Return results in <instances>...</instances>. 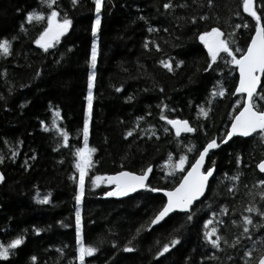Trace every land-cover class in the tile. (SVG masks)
<instances>
[{"label":"trees","instance_id":"obj_1","mask_svg":"<svg viewBox=\"0 0 264 264\" xmlns=\"http://www.w3.org/2000/svg\"><path fill=\"white\" fill-rule=\"evenodd\" d=\"M253 8L264 27V3L253 0ZM53 9L58 21L66 15L71 25L45 50L35 41L51 10L42 0H0V40L10 43L9 53L0 55V244L22 237L0 264H78L75 163L83 145L95 151L79 205L82 240L97 249L85 264H257L264 254V174L256 164L264 158V140L258 131L221 143L240 107L237 70L219 58L212 62L198 38L215 27L239 56L235 50L244 51L256 23L242 0H102L95 36L93 0L75 6L56 0ZM32 11L45 18L26 20ZM93 41L96 63L90 67ZM261 85L264 74L255 94L259 110ZM220 87L225 94L212 95ZM53 111L59 131L50 125ZM173 118L188 120L194 131L177 136L167 122ZM211 139L218 147L207 159L215 174L205 195L190 211L174 212L151 228L164 197L150 189L179 180L163 172L164 161L184 155L188 166ZM149 166L143 190L122 199L101 197L110 187L96 177L121 169L142 173ZM166 244L169 251L158 256Z\"/></svg>","mask_w":264,"mask_h":264},{"label":"snow or ice","instance_id":"obj_2","mask_svg":"<svg viewBox=\"0 0 264 264\" xmlns=\"http://www.w3.org/2000/svg\"><path fill=\"white\" fill-rule=\"evenodd\" d=\"M73 6L76 5L77 0H71ZM95 5V12L97 13L96 20L92 24V34L96 35L97 27L100 23L99 13L101 11L102 0H93ZM42 3L46 5L51 11L50 14H47V27L37 38L35 43L41 48L47 50L52 46V41L59 40V37L68 31L69 26L71 25V20L65 17L61 20H57L58 12L53 9V4L56 3V0H42ZM211 3V0H209ZM261 3H264V0H261ZM169 4H164V8H169ZM243 10L253 17L256 21L255 23V34L251 37V42L247 45V50L242 51L237 48L235 51L241 52L239 58L233 54V51L230 49L229 44L226 40L221 39L222 33L217 28H212L211 31L203 32L199 35V40L207 49L208 56L212 62L217 61L218 55L221 52L227 53L231 57L230 63L237 66L239 69V84L235 88V93L246 94L247 99L245 100L242 109L238 110V114L234 116V119L231 123V128L227 132V136L224 140H221V143H224L228 138L232 137L234 134H239L241 136H249L252 133H255L259 129V135L262 140H264V111L259 110L255 104L257 94V86L260 84L261 76L264 74V27L261 26V16L257 14V11L253 10V0H242ZM45 18V14L37 13L35 11L29 12L26 15V20L32 21L41 20ZM204 19V17H201ZM240 27V25H236ZM247 27V25H245ZM21 30H23V24L21 25ZM15 39V37L13 38ZM147 46V45H146ZM10 43L7 40H0V53L7 55L9 53ZM96 63V46L95 41L92 45V53L90 58V67H94ZM166 68L171 71V65L165 64ZM179 67V63L176 65ZM208 68H212V63L208 64ZM207 71V69H205ZM93 76L94 73L89 74L88 76V88L89 95L88 101L89 106L91 105V88L93 86ZM261 88L264 89V85H261ZM119 91V89H117ZM224 89L220 87L219 92H213L212 95L223 96ZM260 100H264V95L259 96ZM200 114L207 116L208 112L203 108L200 109ZM87 117V113H86ZM161 119H166V117L161 116ZM170 125L175 129L176 135L179 136L181 132L191 133L194 131L192 127L189 126L187 121L181 120H168ZM167 131V129H165ZM84 136L88 135V119L85 118L83 125ZM65 139L67 135L62 133ZM131 135V132L128 133ZM218 144L215 139L210 140L206 146L199 151L198 157L195 159V162L191 164V168L187 170V174L180 181L179 185L172 190L166 191L164 195L167 197V202L162 206L161 210L155 215L151 220V225H156L158 222L163 220L169 213L173 210H180L187 212L189 207L193 204L198 197H200L204 191L206 184L209 180V177L213 175V168L207 167L205 171H201V167L204 164L205 156L210 149L217 148ZM191 151V148L189 149ZM95 149H88L87 147L81 148L76 152L78 160L75 164V167L79 170L80 173V186L77 189V194L75 196L76 201V212H75V224H76V241H77V253L78 260L80 264H85V257L92 256L97 249L93 246H84L81 241V213L79 205L81 203V197L83 195V183L85 169L89 166V152H94ZM171 160V156L169 157ZM186 157L181 155L179 160L172 165V168L184 170V164ZM214 163V162H213ZM237 163H240V157H237ZM260 172L264 173V160L260 161L257 165ZM151 171V166L148 169L142 171V174L136 175L131 172H120L115 176L108 177L110 183H115L116 188L114 191L104 193L105 196H123L127 195L129 192L136 191L137 188H145V180L148 177L149 172ZM95 179H100L96 177ZM236 179V177H233ZM3 180V176L0 175V181ZM261 184H264V180L260 181ZM153 192L160 191V189L151 188ZM42 203L48 202V197L45 196ZM249 211H256L255 208L249 209ZM261 216L264 217V213H261ZM188 220L192 219L191 215L187 216ZM245 224H250L251 220L248 217H244ZM150 225V226H151ZM207 226V222H206ZM39 232V229H36ZM245 232L248 231V228L245 227ZM215 232V229H213ZM209 233H205V236H208ZM220 237H217L216 240H212V246L218 247L217 240ZM22 243V237L16 238L11 241L7 246L0 244V259L7 260L9 258V249H14ZM173 245L177 244V240H172ZM125 251H132L131 248L125 247ZM169 251V246L164 245L161 252H158L157 255H162L165 252ZM248 253H246L247 255ZM35 261V257H32ZM259 264H264V257L259 261Z\"/></svg>","mask_w":264,"mask_h":264},{"label":"water","instance_id":"obj_3","mask_svg":"<svg viewBox=\"0 0 264 264\" xmlns=\"http://www.w3.org/2000/svg\"><path fill=\"white\" fill-rule=\"evenodd\" d=\"M69 29V28H68ZM44 31V30H43ZM42 31V32H43ZM41 32V33H42ZM66 33V32H65ZM64 33V34H65ZM63 34V35H64ZM255 34V30L253 31V33H252V35H251V37L253 36ZM40 36V35H39ZM38 36V37H39ZM62 36V35H61ZM60 36V37H61ZM59 37V38H60ZM251 37H250V39H249V41H248V44L251 42ZM37 40V39H36ZM54 41H52V43H53ZM247 44V45H248ZM36 46H38V47H40L39 45H37L36 44ZM207 50V49H206ZM247 50V46H246V48L244 49V51H246ZM236 70H237V81H236V85H235V88L237 87V85L239 84V69H238V67L236 66ZM260 76H261V78H262V74H260ZM260 84H261V81H260ZM260 84H258V86H257V91H258V89H259V87H260ZM235 88H234V91H235ZM236 94H238V95H243L244 96V101L242 102V104L240 105V107H239V109L238 110H240V109H242V106H243V104H244V102H245V100L247 99V96H246V94H243V93H236ZM238 110L236 111V113L233 115V117L231 118V120H230V122H229V124H228V127H227V132L230 130V128H231V123H232V120L234 119V116L235 115H237L238 114ZM261 111H264V107L261 109ZM171 120H181V121H187L188 122V124H189V126L190 127H192L191 125H190V123H189V121L188 120H186V119H180V118H173V119H171ZM170 125V124H169ZM170 127H171V129L173 130V132L176 134V132H175V129H174V127L172 126V125H170ZM193 128V127H192ZM259 131V129H257V131L256 132H258ZM227 132H226V134H225V137L227 136ZM183 133H186V132H181L180 134H183ZM192 133V132H191ZM253 134V133H252ZM252 134H250L249 136H251ZM233 136H240V137H245V136H241V135H239V134H234ZM232 136V137H233ZM249 136H247V137H249ZM224 137V138H225ZM232 137H230V138H228L224 143H227V142H229L230 141V139L232 138ZM224 138H223V140H224ZM211 140H213V139H211ZM216 140V139H215ZM210 140H208V141H206L205 142V144L199 149V151H201L202 149H203V147L204 146H206V144L209 142ZM216 142H217V140H216ZM218 144V143H217ZM215 149V148H214ZM213 149H210L209 150V152L206 154V156H205V160H204V164L202 165V167H201V171L203 172V171H205L206 170V168L207 167H212L213 168V175L211 176V177H209V180H208V182H207V184H206V187H205V191H204V193L200 196V197H198L195 201H193V204L195 203V202H197L198 200H200L204 195H205V193H206V190H207V187H208V184H209V181L212 179V177L214 176V174H215V167L214 166H207L206 165V163H207V159H208V156H209V154H210V152L212 151ZM199 151H198V153L196 154V156H195V158L192 160V162L186 167V169L183 171V173H182V175H181V177H180V179L178 180V182L174 185V186H172V187H169V188H156V189H160V191H156V192H153V193H157V194H161L163 197H164V204L167 202V197L164 195V193L166 192V191H169V190H172V189H174L175 187H177L178 185H179V183H180V181L183 179V177L187 174V170L188 169H190L191 168V164L192 163H194L195 162V159L198 157V155H199ZM262 160H264V158L263 159H261L260 161H262ZM259 161V162H260ZM259 162H257V164H256V169L259 171V169H258V167H257V165H258V163ZM124 171H127V172H131V173H134V174H136V175H140V174H142V173H137V172H132V171H129V170H121V171H116V172H112V173H108V174H106L105 176H104V180H105V183H106V185H108L110 188L106 191V192H111V191H114L115 190V188H116V184L115 183H110L109 181H108V177H111V176H115V175H117L118 173H120V172H124ZM260 172V171H259ZM260 173H262V172H260ZM264 174V173H263ZM0 175H1V172H0ZM149 176H150V172H149V174H148V177L146 178V180H145V185H147V183H148V180H149ZM144 188H137L136 189V191H133V192H129L127 195H123V196H105L104 194L103 195H101V197L102 198H109V197H113V198H115V199H122V198H125V197H127V196H130V195H133V194H135V193H137V192H139V191H141V190H143ZM105 192V193H106ZM163 204V205H164ZM192 204V205H193ZM162 205V206H163ZM192 205L189 207V210L188 211H190V209H191V207H192ZM162 208V207H161ZM161 210V209H160ZM159 210V211H160ZM158 211V212H159ZM187 211V212H188ZM157 212V213H158ZM174 212H184V211H180V210H173L171 213H169L163 220H161L160 222H158L156 225H151V221H150V227L152 228V227H155V226H158L160 223H162L170 214H172V213H174ZM156 213V214H157ZM155 214V215H156ZM155 215L153 216V218L155 217ZM152 218V219H153ZM151 219V220H152ZM262 257H264V254H262L261 256H259V258L257 259V264H259V261H260V259L262 258Z\"/></svg>","mask_w":264,"mask_h":264},{"label":"rangeland","instance_id":"obj_4","mask_svg":"<svg viewBox=\"0 0 264 264\" xmlns=\"http://www.w3.org/2000/svg\"><path fill=\"white\" fill-rule=\"evenodd\" d=\"M253 10H254V8H253ZM97 31H98V27H97ZM96 46V45H95ZM96 52H97V47H96ZM240 53V55H241V52H239ZM1 54H3V53H0V55ZM220 55V56H219ZM219 62H220V64H222V65H225V66H227V67H234L235 65H233V64H231L230 63V61H231V57H229L228 55H227V53H224V52H221V53H219ZM240 55L239 56H236L237 58H239L240 57ZM236 67V66H235ZM233 70H234V68H233ZM91 73H94L93 72V69H92V71H91ZM90 74V73H89ZM93 80H94V76H93ZM89 95V92H87V96ZM244 101V96L243 95H239L238 96V99H237V101H236V104L235 105H241L242 104V102ZM255 104H256V106L258 107V100H255ZM86 113H87V117H86V114H85V118H87L88 119V123H89V118H90V106H89V104L87 105V109H86ZM51 128H54V129H56V130H60L61 129V127H60V117H59V113L57 112V111H53V116H52V119H51ZM84 147H87L88 148V146H86V145H83L81 148H84ZM81 148H79V149H81ZM78 149V150H79ZM89 149V148H88ZM89 160L91 161V152H89ZM179 158L180 157H178V158H172L171 160H165L164 161V163H163V172L164 173H169L171 176H173V177H175V176H177V177H179V179H180V177H181V175H182V173H183V171L186 169V167H187V165H186V161H185V164H184V170H180V169H173L172 168V165L173 164H175V162H177L178 160H179ZM77 160H78V157L76 156V162H77ZM76 164V163H75ZM89 165H90V163H89ZM89 167V166H88ZM88 167L85 169V174H86V172H87V169H88ZM75 170H76V173H77V175H78V177H79V180H80V173H79V170L75 167ZM103 176L101 177L100 176V179H96V183L97 184H101L102 183V180H103ZM45 196H41V197H39L41 200H43V198H44ZM81 241H82V243H83V240H82V232H81ZM77 247H78V245H77ZM77 257H78V253H77ZM77 261H78V264H80V262H79V260H78V258H77Z\"/></svg>","mask_w":264,"mask_h":264},{"label":"bare ground","instance_id":"obj_5","mask_svg":"<svg viewBox=\"0 0 264 264\" xmlns=\"http://www.w3.org/2000/svg\"><path fill=\"white\" fill-rule=\"evenodd\" d=\"M234 114H235V113H234ZM234 114H233V115H234ZM232 117H233V116H232ZM232 117H231V118H232ZM230 120H231V119H230ZM121 170H128V169H121ZM121 170H118V171H121ZM129 171H131V170H129ZM132 172H133V171H132ZM104 176H105V175H104ZM104 176H103V177H104ZM160 209H161V208H160ZM160 209H159V210H160ZM159 210H158V211H159Z\"/></svg>","mask_w":264,"mask_h":264}]
</instances>
